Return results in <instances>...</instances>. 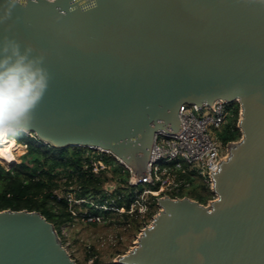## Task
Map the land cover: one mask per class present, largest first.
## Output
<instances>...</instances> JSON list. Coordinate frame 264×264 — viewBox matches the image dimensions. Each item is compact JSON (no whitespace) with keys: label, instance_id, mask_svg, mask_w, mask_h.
I'll use <instances>...</instances> for the list:
<instances>
[{"label":"water","instance_id":"obj_1","mask_svg":"<svg viewBox=\"0 0 264 264\" xmlns=\"http://www.w3.org/2000/svg\"><path fill=\"white\" fill-rule=\"evenodd\" d=\"M4 37L42 54L51 76L21 133L110 154L137 177L156 135L183 129V107L238 103L242 136L211 173L215 198H158L115 263L264 264V0H29L0 22ZM0 264L77 262L39 212L7 209Z\"/></svg>","mask_w":264,"mask_h":264},{"label":"trees","instance_id":"obj_2","mask_svg":"<svg viewBox=\"0 0 264 264\" xmlns=\"http://www.w3.org/2000/svg\"><path fill=\"white\" fill-rule=\"evenodd\" d=\"M231 109L232 115L223 129L224 137L221 136L225 143L237 141L242 136L237 126L240 106L235 102ZM15 138L19 144L27 146L26 153L10 169L0 164V211H37L54 225L60 238L63 226L73 223L75 218L66 198L68 194L75 199L102 201L106 184L116 177H119V183L126 184L128 181L129 170L111 155L92 154V150L81 147L54 149L40 146L35 137L21 132ZM99 160L106 168L94 172V162ZM191 181L194 191L191 196L186 193L184 196L203 205L214 198L215 194L208 184L197 178ZM198 188L202 193L196 190ZM83 206L76 205L75 208L82 210ZM118 206H122L121 201ZM88 208L90 212H98L89 204ZM103 215L106 221L113 218L110 212H103ZM115 218L123 225L138 230L143 224L138 221L139 218L127 213Z\"/></svg>","mask_w":264,"mask_h":264},{"label":"built area","instance_id":"obj_3","mask_svg":"<svg viewBox=\"0 0 264 264\" xmlns=\"http://www.w3.org/2000/svg\"><path fill=\"white\" fill-rule=\"evenodd\" d=\"M231 107L232 104L221 100L214 102L213 107H194L201 113L200 116L188 106L183 107L179 115L183 129L178 134L160 131L156 135L147 165L148 175L137 177L129 170L130 175L125 184L129 192L121 193L119 197L115 194L116 187L111 190L113 187L110 185V189L105 185L102 201L75 199L73 195L68 194L66 198L74 217L83 218L90 223L101 222L105 221L103 212H113L117 215L127 213L144 220L152 206L159 208L158 198L165 195L182 198L187 190L192 188L191 179H201L212 189L211 173L218 169L220 162L228 154L229 142L225 143L219 133L229 122ZM36 141L40 146H47L37 139ZM92 151V154L109 155ZM92 159L95 160L94 157ZM96 162L94 172H98L96 169L101 165L106 168L102 160ZM119 201L122 206H118ZM83 204H89L98 212L78 213L75 206Z\"/></svg>","mask_w":264,"mask_h":264},{"label":"clouds","instance_id":"obj_4","mask_svg":"<svg viewBox=\"0 0 264 264\" xmlns=\"http://www.w3.org/2000/svg\"><path fill=\"white\" fill-rule=\"evenodd\" d=\"M31 2L37 4L39 0ZM28 3L29 0H6L0 22L10 18L14 7H26ZM50 79L43 55L35 54L31 45L22 47L9 37L0 41V142L33 125Z\"/></svg>","mask_w":264,"mask_h":264},{"label":"rangeland","instance_id":"obj_5","mask_svg":"<svg viewBox=\"0 0 264 264\" xmlns=\"http://www.w3.org/2000/svg\"><path fill=\"white\" fill-rule=\"evenodd\" d=\"M189 108L193 109L197 116L201 115V113L195 110L194 107ZM230 111H232V109H230ZM219 134L224 137L223 130ZM25 135H30L29 137H31L33 134ZM14 137L15 135L9 137V139H11L9 146L13 153V159L4 160L0 158V164L7 169L18 164L21 157L26 153L25 146L19 144ZM12 145L14 147H12ZM101 166L96 170L99 171L100 169H105L103 165ZM117 178L119 179V177H116L114 180L106 184V187L109 185L112 186L113 188L111 190L116 187L117 190L115 194L119 197V194H127L129 190L124 183H119L120 179L118 180ZM193 189L194 187L187 190L186 195L191 196L194 191ZM196 190L199 193H202L200 188ZM83 209L81 210L80 208L76 210L78 213L90 212L88 204H84ZM158 211L159 208L152 206L144 220L141 218L138 219V221L143 223L139 230L134 229L132 226L123 225L121 222L117 221V218L114 219V216L117 217L118 215L113 212H110L113 217L112 219L107 221L102 220L101 222L90 223L84 221L83 218H74L73 223L69 222L63 226L61 240L64 247L68 250L72 258L75 259L77 264H115V260L119 256L126 254L135 246L141 230L152 223V220Z\"/></svg>","mask_w":264,"mask_h":264},{"label":"bare ground","instance_id":"obj_6","mask_svg":"<svg viewBox=\"0 0 264 264\" xmlns=\"http://www.w3.org/2000/svg\"><path fill=\"white\" fill-rule=\"evenodd\" d=\"M10 142H11V139L8 138L6 141L0 143V158L4 160L13 159V153L9 146ZM12 147L14 146L12 145Z\"/></svg>","mask_w":264,"mask_h":264}]
</instances>
